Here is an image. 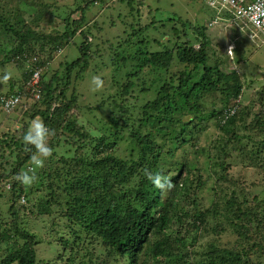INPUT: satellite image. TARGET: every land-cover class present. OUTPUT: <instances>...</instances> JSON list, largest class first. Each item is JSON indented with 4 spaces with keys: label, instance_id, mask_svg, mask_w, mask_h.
Here are the masks:
<instances>
[{
    "label": "trees",
    "instance_id": "obj_1",
    "mask_svg": "<svg viewBox=\"0 0 264 264\" xmlns=\"http://www.w3.org/2000/svg\"><path fill=\"white\" fill-rule=\"evenodd\" d=\"M75 1L79 18L71 21L68 15L61 35L45 38L53 45L51 51L67 44L77 47L78 57L66 62L61 70H50L53 54L39 59V52L31 45L36 35L30 28L3 24V33L17 41L13 47L6 43L0 50L4 53L1 64L20 67L27 63L30 69L15 74V78L12 74L2 94L25 96L22 115L30 120L23 125L21 135L6 133L0 138V191L8 195L9 203L5 221L0 220V243L5 244L0 264H37L34 246L39 240L27 231L29 218L23 215L50 216L54 209L66 221L70 238L62 241L60 259L47 264H149L148 260L165 259L169 264H182L181 250L168 244L160 233L181 223L175 201L182 194L192 198L190 211L183 213V218L191 220L186 236L197 240L207 235L210 223L217 236L229 230L237 236L231 248L210 245L197 264H264V198L248 191L253 183L247 186L241 179L228 180L225 172L229 163H220L217 157L221 152L225 160L239 157L262 178L261 183L264 181V99L250 98L247 102L245 76L232 69L223 73L219 61L208 64L210 40L205 26L188 27L175 15L176 20L157 22L153 17L148 27L141 26L132 14H140L143 0ZM126 9L129 14L124 15ZM90 11L96 17L93 25L87 16ZM3 18L0 13V21ZM99 21L109 23L112 33L100 34ZM151 28L169 29L175 41L163 44L153 39L162 48L151 51L147 38ZM95 29L97 35L92 31ZM190 30L196 35L193 40L187 35ZM114 33L115 38L120 34L115 42L108 38ZM43 48L41 45L40 51ZM93 49L102 50V55L93 53ZM174 62L181 69L168 77ZM144 69L154 70L156 76H140ZM95 71L106 72L110 79L114 73L119 74L127 82L108 100L113 119L88 130L79 120L82 113L73 83L84 82ZM34 72H39L36 98L26 90ZM150 92L152 97L148 96L141 107L127 105V97L133 100L137 94ZM215 97L218 103L210 109V117L204 118L209 111L205 100ZM104 107L102 102L97 108ZM37 117L52 130L48 139L53 149L51 157L59 155L63 168L54 173L57 183L51 180L44 185L45 197L27 209L31 187L17 183L13 177L31 166V152L22 136ZM58 149L65 152L57 153ZM220 167L224 173H219ZM49 168L45 165L36 172L33 168V174L39 179V174H47ZM146 171L163 173L173 181L157 214L154 210L164 190L151 184ZM50 177L47 174L48 180ZM71 239L73 246L67 248ZM179 241L181 245L185 242ZM80 242L85 244L83 248ZM141 254L146 259L140 262Z\"/></svg>",
    "mask_w": 264,
    "mask_h": 264
},
{
    "label": "rangeland",
    "instance_id": "obj_2",
    "mask_svg": "<svg viewBox=\"0 0 264 264\" xmlns=\"http://www.w3.org/2000/svg\"><path fill=\"white\" fill-rule=\"evenodd\" d=\"M144 5L139 8L140 14L133 12L132 15L136 17L133 18L136 21H140L141 26H147L152 21L153 17L155 21L158 22V19H167L171 18H180L182 22H185L188 27L190 26H205L207 28L206 35L210 40V45L208 47L209 60L208 64L213 65L215 61L220 62V69L223 73H227L228 70H235L238 74L245 76L246 82V98L248 102L250 98L264 99V35L258 33L250 28L248 24H245L240 21H234L230 17L232 16L230 10L225 7H222L220 4L217 5L214 10L206 6L204 3H201V0H143ZM134 7H135V2ZM137 3V0H136ZM77 1L75 0H0V13L3 14L4 18L0 21V50L4 49V45L10 43L9 47H13L16 43V39L9 38V35L3 33V24L9 23L16 27H21L22 29L30 28L33 33H35V38L32 40V47L35 52H39V59L51 57L50 60V70H61L64 69L66 62H71L73 59L78 57L77 47L67 44L64 47H60L59 50L51 51L53 45L48 42L47 37L61 35L64 30L63 20L70 15V19L77 20L79 18V11H76ZM112 7L117 6L116 4H111ZM118 8V7H117ZM116 8V9H117ZM119 10H122L119 8ZM124 15L129 14L128 9L122 11ZM160 15H159V14ZM94 12L90 11L87 13L88 20L91 25L95 22L93 18ZM137 14V15H136ZM105 15V14H104ZM177 17H175V16ZM100 17H102L100 15ZM134 20V21H135ZM233 20V21H231ZM102 21V20H100ZM99 21L102 31H99L100 34L112 33L109 23H101ZM159 26V25H157ZM98 27V25H97ZM170 28V27H169ZM119 29V28H118ZM95 35L97 29L92 30ZM121 32V30H119ZM191 40L196 38L193 30L188 32ZM114 34H108L110 41L115 42ZM120 35V34H119ZM116 35V38L119 37ZM41 38H44L45 41H41ZM115 38V39H116ZM147 38L150 41L149 49L151 51L161 50L162 47H158L152 40L160 41L165 44L166 41L170 40L175 41L173 37V32H170L169 29L164 31L149 29ZM185 39L182 38L183 42ZM19 41V40H18ZM79 42V39L75 40ZM152 41V42H151ZM13 42V43H12ZM95 42V41H94ZM98 45H102L97 41ZM41 45H44L42 51H40ZM164 46V45H163ZM195 48H198V44L194 43ZM170 47V46H165ZM55 52V53H54ZM93 53H98L102 55V50H92ZM3 52L0 53V61L3 58ZM0 62V94L4 93L8 85V79L4 80L2 77L7 74L8 77L15 78V74L27 73L30 69L29 64L25 63L24 65L18 67L15 64L7 63L4 66ZM108 63V62H107ZM178 68L181 69L180 65L173 63L170 67V70L167 76H175L178 72ZM50 71V72H51ZM101 74V75H100ZM95 71L91 76H86L84 82H74L73 89L78 96V105L79 112L82 113V117L79 119L82 125L88 130H93L98 123L107 125L109 119L114 116L111 114L112 108H108L109 99L111 95H116L120 86H123L127 80L124 77L120 78L119 74L114 73L113 78H109V74L106 72ZM100 76L104 81V86L98 91H94L91 85V78L93 76ZM140 76L145 78L153 79L156 76V72L150 69H144L139 73ZM108 77V78H105ZM120 78V79H119ZM110 79V80H109ZM198 79V76L195 77ZM117 82V85L115 83ZM116 93V94H115ZM152 97L151 92L148 95L137 94V97L131 100V97H127V105L133 104L135 108L142 106L149 97ZM112 101V99H111ZM104 103L105 107L98 109L97 107ZM119 103V101H118ZM218 101L215 98L206 99L205 105L209 111L205 114L209 118L211 115V110L213 105L217 104ZM23 104L19 109L15 108V111L12 113H6L4 110L0 109V138L4 137L6 133H14L16 136L21 135V130L25 123H28L30 118L29 116H23ZM113 119V118H112ZM250 119H248L249 121ZM241 125V124H239ZM210 130H213V127H210ZM149 132L153 133L154 131L149 129ZM253 132L243 133L245 135H250ZM156 135V133H153ZM161 137V136H159ZM60 154H63L65 151L58 149ZM90 151V150H89ZM217 154V153H216ZM81 155V152L78 154ZM235 155L231 156L230 160L228 158L225 160L224 153L221 152L217 154V157L221 158L220 163L226 162L229 163V169L225 172V175L228 180H240L246 182L247 186H251L252 183L254 186L249 187L248 191L254 195L259 194L260 197L264 198V181L261 183V177H259L255 170L248 166L246 163H242L239 157L234 158ZM60 156L50 157L45 162V165H50V168L47 170V174H51L50 180L47 179V174L40 175V178L33 183L31 187V196L26 200V207L30 208L32 204H35L39 201L40 198L45 197L46 193L44 191V185L49 183L51 180L55 184L57 183L55 179V172L58 169H62L61 161H63ZM45 165L43 167H45ZM31 166H28L30 168ZM38 168H34L36 172ZM219 173H224L222 168H218ZM33 172V173H34ZM206 178V177H205ZM214 181V180H213ZM212 180H210V183ZM30 191V190H29ZM0 191V220L5 221L8 211L9 203L7 202L8 195L4 192L1 195ZM168 195V189H165L161 195V202L155 208V214L159 213L161 207L166 201ZM188 195H181L180 198H177L175 204L177 206V215L181 218V223L171 225L170 228L161 231V235H165V238L168 239V244L171 246L178 247L181 250L182 264H197L200 260L204 259L205 252L209 249L210 245H216L218 247H227L231 248L234 246L237 236L231 230L227 231L221 236L214 232V225L210 223L209 233L203 234L202 237L197 240H192V238L186 236L185 232L190 231L188 228V223H191V220L188 218H183V213L190 211L192 207V202L190 201ZM24 203V199H21ZM34 210V209H33ZM36 214V213H35ZM35 214H30L25 212L23 215L20 212V215L24 219H28V225L26 226L27 231L33 233L39 243L34 246L36 261L37 264H47L51 260L60 259L62 250H64L62 241L70 238L68 234V229H66V221L60 215V211L54 209V213L50 216H37ZM61 216V217H60ZM160 235V234H159ZM73 239V238H72ZM72 239L70 240L68 247H72ZM184 239V244L181 245L179 240ZM37 240V241H38ZM21 243L22 240H19ZM85 244L82 242L79 243V247L83 248ZM0 252L5 249V244L0 243ZM71 255V254H68ZM72 256V255H71ZM73 257V256H72ZM146 259V255H140V262ZM166 260V259H165ZM165 260H148L149 264H169L170 261ZM173 260V259H171ZM159 261V262H157Z\"/></svg>",
    "mask_w": 264,
    "mask_h": 264
},
{
    "label": "clouds",
    "instance_id": "obj_3",
    "mask_svg": "<svg viewBox=\"0 0 264 264\" xmlns=\"http://www.w3.org/2000/svg\"><path fill=\"white\" fill-rule=\"evenodd\" d=\"M230 18L233 19L234 21H237L233 18V16H231ZM250 28L264 35L262 32L257 31L251 26ZM8 78L9 77L7 74H5L2 77V79L4 80H7ZM91 85L94 91H98L101 88H103L104 81L100 76L94 75L91 78ZM11 103H14V101H11ZM231 112H230L231 113L230 115L234 113V110H231ZM51 134H52V130L49 129V127L45 124V122L39 117L33 119L30 122L28 128L25 130L22 136V142L24 146H26L28 150L31 152V156H30L31 167L30 168L32 169L42 168L45 165L46 160L53 155V149L48 144V139ZM145 175L147 179L151 182V184L158 190L163 191L165 189H171L173 187V181L167 176H165L163 173L146 171ZM13 179L17 183L23 186H31L33 183L37 181L38 177L35 174H33L31 169L29 170L28 168V170H21L17 172L15 176L13 177Z\"/></svg>",
    "mask_w": 264,
    "mask_h": 264
},
{
    "label": "built area",
    "instance_id": "obj_4",
    "mask_svg": "<svg viewBox=\"0 0 264 264\" xmlns=\"http://www.w3.org/2000/svg\"><path fill=\"white\" fill-rule=\"evenodd\" d=\"M203 3L207 4L210 8H215L217 5L230 10L233 18L237 21H241L248 24L252 28L260 31L264 34V0H201ZM39 82V72H34L31 79L27 83V92L32 97H37L38 90L37 85ZM30 100V99H29ZM14 101V103H11ZM25 99V96L20 94H15L7 96L5 94H0V107L6 113H10L15 108L21 106ZM232 113V112H231ZM229 113V114H231ZM33 172L32 168L29 170Z\"/></svg>",
    "mask_w": 264,
    "mask_h": 264
}]
</instances>
